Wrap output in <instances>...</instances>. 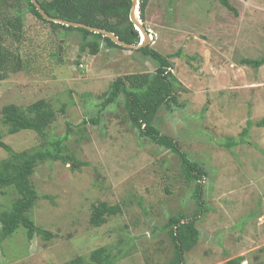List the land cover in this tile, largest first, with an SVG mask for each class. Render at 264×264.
<instances>
[{
    "label": "rangeland",
    "instance_id": "1",
    "mask_svg": "<svg viewBox=\"0 0 264 264\" xmlns=\"http://www.w3.org/2000/svg\"><path fill=\"white\" fill-rule=\"evenodd\" d=\"M229 3L236 13L219 0H150L140 19L152 36L148 45L166 56L184 53L171 58L175 99L158 109L153 125L205 170L200 181H189L180 155L133 125L123 94L98 115L112 81L154 73L157 63L103 40L97 54L83 51L80 32L54 30L24 2L23 36L8 44L10 58L0 67V139L17 152L39 147L31 130L9 134L1 109L45 99L56 113L48 130L65 136L80 163L46 161L35 168L31 181L41 199L29 216L55 236L29 240L20 226L0 243V264L88 263L93 251L112 249L122 238L129 248L117 264H167L175 257L167 222L176 215L196 218L199 231L184 264L239 257L241 264H264V126L255 124L264 120V65L241 63L264 55V0ZM64 103L73 104L65 113ZM249 119L254 124L244 135ZM9 156L0 147V161ZM16 197L13 188L0 187V212ZM100 202L119 205L121 213L95 226Z\"/></svg>",
    "mask_w": 264,
    "mask_h": 264
},
{
    "label": "trees",
    "instance_id": "2",
    "mask_svg": "<svg viewBox=\"0 0 264 264\" xmlns=\"http://www.w3.org/2000/svg\"><path fill=\"white\" fill-rule=\"evenodd\" d=\"M42 8L52 17H58L70 21L82 22L98 28H104L114 32L121 40L128 43H138L140 41L138 31L130 21V9L132 0H38ZM140 1V17L143 20L150 0ZM230 10L236 9L229 3V0H219ZM26 3L27 10L34 16L50 24L54 30L62 28L65 33L78 31L82 34L83 40L81 50L87 48L91 54H97L103 40L108 47H119L109 37L102 33H95L90 30L67 26L45 19L31 0H0V67L9 60L8 44L19 42L24 33L23 6ZM10 11H15L14 15ZM92 36V39H88ZM156 63L157 68L154 73H133L120 76L110 83L104 101L100 104L98 115L108 106L115 104L123 94L125 98L126 115L130 118L135 127L140 130L141 135L149 137L159 145L165 146L180 155L183 171L189 181H200L205 174V170L196 163H190L186 154L181 150L178 142L173 138L163 135L153 125V119L158 109L169 101L175 99L174 81L178 80L174 72V64L171 58L183 56L179 50L173 55H163L151 46L140 47ZM9 53H8V52ZM242 64H246L254 69L264 65V55L260 58H244ZM69 103H64L60 111L66 112ZM1 120L7 128L9 134H15L22 130H31L41 138L39 147L31 150L14 151L8 144L0 139V147L9 152L10 156L0 161V187H11L17 197L12 201L10 207L0 212V243L11 236L20 226L27 230V238L32 240L35 235H40L43 239L50 240L55 235L45 229L39 228L29 212L41 199L36 188L33 186L31 176L35 168L42 162L58 161L64 163H80L75 155L69 153V147L65 143V136L53 135L48 127L55 119V111L51 102L40 99L27 107L17 104H6L1 109ZM93 123L98 119L91 117ZM86 120H83L85 123ZM251 119L248 120V127L253 125ZM257 126H264V120L255 123ZM70 130L68 129L67 133ZM66 135V134H65ZM236 141L227 142L225 146L231 148ZM202 187L197 185L195 195L198 204L201 206ZM48 197V196H47ZM121 213L119 205H110L100 202L94 207L91 223L100 226L107 221L108 217ZM196 218L186 221L182 216H172L167 222L169 233L175 246V257L167 264H184V253L189 251L199 239V231L195 226ZM166 226V228H167ZM127 247V249H126ZM129 242L122 238L115 246L100 247L93 251L91 260L86 263L82 258L74 259L70 264H117L118 261L127 254ZM127 252V253H126ZM243 258H234L229 264H241Z\"/></svg>",
    "mask_w": 264,
    "mask_h": 264
},
{
    "label": "water",
    "instance_id": "3",
    "mask_svg": "<svg viewBox=\"0 0 264 264\" xmlns=\"http://www.w3.org/2000/svg\"><path fill=\"white\" fill-rule=\"evenodd\" d=\"M34 5L36 6L37 10L40 12V14L47 20H51L57 23H61L64 25H71L74 27H80V28H85L88 29L90 31L96 32V33H102L104 34V36H107L109 38H111L114 42H116L118 45H122L124 47L127 48H140L141 46H146L149 42H150V36L146 31V27L143 25V23L140 21V19L138 18V0H132V8L130 11V20L135 24L137 29H140V31L142 32V34L145 37V40H143V42L141 44L135 45V44H129L126 43L124 41H122L115 33L106 30L104 28H98L95 26H91L82 22H76V21H70V20H66V19H62V18H58V17H52L50 16L41 6V4L39 3L38 0H31Z\"/></svg>",
    "mask_w": 264,
    "mask_h": 264
},
{
    "label": "clouds",
    "instance_id": "4",
    "mask_svg": "<svg viewBox=\"0 0 264 264\" xmlns=\"http://www.w3.org/2000/svg\"><path fill=\"white\" fill-rule=\"evenodd\" d=\"M138 18L139 19H141V17H140V1L138 0ZM131 8H132V6H131ZM130 11H131V9H130ZM130 16V15H129ZM131 21V20H130ZM141 21V20H140ZM132 22V21H131ZM142 22V21H141ZM57 23V22H56ZM133 23V22H132ZM143 23V22H142ZM134 24V23H133ZM143 25L145 26V24L143 23ZM70 26V25H69ZM134 27H135V29L138 31V35H139V38H140V41L138 42V43H136L135 45H138V44H141L142 42H143V40H145V37H144V35H142V32L140 31V29H137L136 28V26H135V24H134ZM146 27V26H145ZM85 29V28H84ZM88 30V29H87ZM146 31H147V33L149 34V36H150V41H151V39H152V36H151V34L148 32V29H147V27H146ZM93 32V31H92ZM96 33V32H95ZM114 33V32H113ZM104 35V34H103ZM107 37V36H106ZM111 39V38H110ZM112 40V39H111ZM113 41V40H112ZM123 41V40H122ZM125 42V41H124ZM116 43V42H115ZM126 43H128V42H126ZM150 43V42H149ZM117 44V43H116ZM129 44H134V43H129ZM119 46H121V47H123V48H127V47H124V46H122V45H119ZM146 46H150V45H146ZM146 46H141V47H146ZM127 49H136V48H127ZM139 48H137V50H138Z\"/></svg>",
    "mask_w": 264,
    "mask_h": 264
},
{
    "label": "bare ground",
    "instance_id": "5",
    "mask_svg": "<svg viewBox=\"0 0 264 264\" xmlns=\"http://www.w3.org/2000/svg\"><path fill=\"white\" fill-rule=\"evenodd\" d=\"M143 35V34H142Z\"/></svg>",
    "mask_w": 264,
    "mask_h": 264
}]
</instances>
